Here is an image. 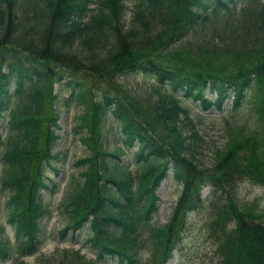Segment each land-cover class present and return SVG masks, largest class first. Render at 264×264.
Instances as JSON below:
<instances>
[{
	"label": "trees",
	"instance_id": "trees-1",
	"mask_svg": "<svg viewBox=\"0 0 264 264\" xmlns=\"http://www.w3.org/2000/svg\"><path fill=\"white\" fill-rule=\"evenodd\" d=\"M124 1L0 0V193L14 234L13 244L0 237V262L33 254L41 245L39 221L48 209L40 191L49 189L48 174L57 172L53 161L59 156L52 152L60 138L52 85L74 97L62 99L60 107H67L77 101L81 82L64 72L80 71L102 80L141 73L170 92L134 95L143 110L98 92L97 116L118 121L124 144L135 147L134 161L142 167L133 186L121 148L95 151L89 136H79L87 153L75 161L82 181L67 204L68 224L74 231L87 224L95 256L87 259L73 250L62 258L70 264H140L138 227L156 212V190L169 173L180 190L167 223L149 227V264L171 258L187 214L205 202L216 264H264V213L237 198L243 179L264 182V0H247L235 17L225 19L220 13L237 0H133L129 23ZM207 24L208 40L184 42ZM178 93L203 110L221 109L225 102L236 109L254 93L261 99L258 124L247 129L224 120L221 156L204 166L195 157L198 131ZM46 101L52 113L43 121ZM76 125L87 132L85 124Z\"/></svg>",
	"mask_w": 264,
	"mask_h": 264
},
{
	"label": "rangeland",
	"instance_id": "rangeland-1",
	"mask_svg": "<svg viewBox=\"0 0 264 264\" xmlns=\"http://www.w3.org/2000/svg\"><path fill=\"white\" fill-rule=\"evenodd\" d=\"M131 1L133 0L124 1L126 5L124 20L126 23H129V20L133 17ZM246 4L247 0H237L230 10L221 12L220 16L222 19L235 17ZM221 17L219 18V24L222 22ZM211 22L213 25L214 21ZM209 27L210 24H207L199 28L200 31L198 32L193 33L194 30L190 33L189 39H184V42H191L190 39L194 41L208 40L211 34ZM81 67L79 66V68ZM73 73L76 74H70L66 71L64 75H72L81 82V90H78L79 94L76 102L69 101L67 107H60L62 99L68 100L70 96L74 100V97L71 94L69 95L68 90L64 92L58 83L54 82L52 85V93L56 95L60 116L59 127L56 131L60 138L57 140L52 152L59 153V156L53 161V166L57 172L48 174L51 179V182H47L49 189L40 191V201L48 209L47 214L39 221L38 235L41 245L38 251L33 254L22 257L14 254L1 264H16L19 261L24 264H43L42 260H44V264H54L57 261L70 264L69 259H63L62 255L65 251L72 252L73 250H79V253L87 259H94L95 252L87 242L89 235L87 224L85 223L82 228L76 231L67 226L70 220L67 204L82 181L79 175L80 167L75 165V161L84 157L87 153L84 143L82 144L79 141L80 135L89 136L91 147L95 148V151L98 149L113 151L121 148L124 164L128 166V170L133 176V186L137 184L138 173L142 166L140 162L136 163L134 161L135 147H127L124 144V136L116 119L109 114L101 118L97 116L94 110L95 99L99 95L98 92L106 91L121 99L124 106L128 104L132 107L133 105L135 108L143 110L136 96L155 98L156 93L154 92L156 90L170 92V87L159 84L154 77L141 73L116 76L106 80L100 79L91 72L77 71ZM63 81L65 82V80ZM206 95L213 97L209 93H206ZM176 97L179 98L180 104L186 108L200 137L199 144L201 146L195 152V157L198 162L207 167L214 162L215 158L221 156L227 134L220 127L224 120L247 129H254L258 124L261 99L254 93H248L241 106L236 109L227 107L225 102L221 105V109L203 110L198 105V101L192 97L183 96L182 93H178ZM51 113L52 105L50 106L46 101L42 113L43 121L46 117L49 119ZM77 123L85 124L87 132L81 128V125L78 127ZM100 143H102L103 148L100 147ZM216 153H218L217 156ZM2 167L0 162V176L3 171ZM179 190L180 185L167 173L156 190L159 198L156 212L147 224L138 227L140 233L137 236L136 254L140 264H149L151 247L148 241L149 227L161 226L167 223L171 217ZM206 193L207 188H204L202 190L203 196ZM5 198L6 196L0 193V237L9 239L10 243L13 244V230L7 223ZM237 198L243 206L253 204L256 214L264 213V182L255 183L243 179L237 185ZM206 203L203 207L187 214L182 239L173 250L172 256L166 264L217 263L218 257L214 234L209 228L210 211ZM67 255L70 256L68 253ZM104 259L106 262L111 261L106 257Z\"/></svg>",
	"mask_w": 264,
	"mask_h": 264
}]
</instances>
